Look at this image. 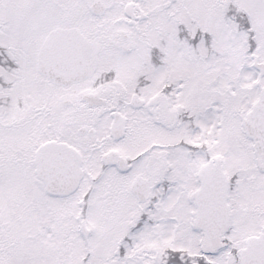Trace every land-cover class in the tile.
<instances>
[{
	"label": "snow or ice",
	"instance_id": "obj_1",
	"mask_svg": "<svg viewBox=\"0 0 264 264\" xmlns=\"http://www.w3.org/2000/svg\"><path fill=\"white\" fill-rule=\"evenodd\" d=\"M0 264H264V0H0Z\"/></svg>",
	"mask_w": 264,
	"mask_h": 264
}]
</instances>
